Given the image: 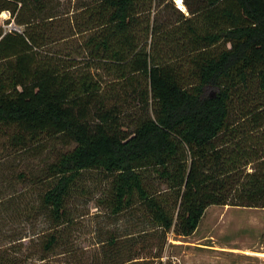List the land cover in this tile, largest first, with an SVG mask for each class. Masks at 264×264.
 <instances>
[{
	"label": "trees",
	"instance_id": "1",
	"mask_svg": "<svg viewBox=\"0 0 264 264\" xmlns=\"http://www.w3.org/2000/svg\"><path fill=\"white\" fill-rule=\"evenodd\" d=\"M156 2L175 9L90 0L70 18L62 0H0L24 27L0 32V135L74 145L46 168L33 206L49 227L41 255L2 251L0 264H164L147 230L99 226L95 250L76 249L87 196L165 237L193 236L213 206L264 209V0H183L189 15L176 9L166 26ZM68 39L81 44L57 46Z\"/></svg>",
	"mask_w": 264,
	"mask_h": 264
},
{
	"label": "rangeland",
	"instance_id": "2",
	"mask_svg": "<svg viewBox=\"0 0 264 264\" xmlns=\"http://www.w3.org/2000/svg\"><path fill=\"white\" fill-rule=\"evenodd\" d=\"M62 1L65 8L71 12L70 18L76 17L79 8L90 2V0ZM173 3L175 9L171 3L166 8L158 2L153 8V16L164 26L178 19L176 9L186 16L189 15L187 8L180 9L177 0H173ZM77 39H68L67 42L65 40L57 46L75 49L81 44ZM78 59L81 61V58ZM6 131L7 134L0 135V252L6 251L15 257L19 250L20 259L28 256L31 263L41 255L35 244L37 235L49 228L45 218L36 215L33 211L40 193L49 184V179L45 182L44 178L46 168L57 161L60 154L74 148V145H68L65 140L60 139L43 140L23 148L11 143L10 139L15 131L9 129ZM90 199L91 197L87 196L75 203L79 207V214H83L77 222L76 249L87 247L95 250V245L104 238L97 232L96 228L100 226L107 231H115L118 234L132 233L137 235L136 237H141L139 234L144 230L149 231L145 242L148 245L163 244L164 264H264L263 260L249 255L264 247V209L210 207L199 225L196 236L188 240L175 237L172 233L168 237L160 231L153 233L152 226L143 218L111 217L97 208L96 203ZM206 234L212 235L213 239H208L206 242L207 240L204 239ZM188 243H196L199 246L195 247ZM205 245L213 249L206 258L203 252ZM214 250L223 253L218 254ZM243 250L245 251L242 253ZM159 251V249L153 250L151 253H159ZM234 253H242L244 256ZM78 257L76 256V259ZM70 262H72L71 256H66L54 260L53 264H70Z\"/></svg>",
	"mask_w": 264,
	"mask_h": 264
},
{
	"label": "built area",
	"instance_id": "3",
	"mask_svg": "<svg viewBox=\"0 0 264 264\" xmlns=\"http://www.w3.org/2000/svg\"><path fill=\"white\" fill-rule=\"evenodd\" d=\"M0 32L4 35L9 32L22 34L24 32V27L17 23L16 18L13 17L11 12L6 11L0 14ZM249 255L264 261V247L258 252L249 253Z\"/></svg>",
	"mask_w": 264,
	"mask_h": 264
},
{
	"label": "crops",
	"instance_id": "4",
	"mask_svg": "<svg viewBox=\"0 0 264 264\" xmlns=\"http://www.w3.org/2000/svg\"><path fill=\"white\" fill-rule=\"evenodd\" d=\"M226 208H228V207H226ZM206 214V213H205ZM205 216V215H204ZM203 219H204V217H203ZM202 219V220H203ZM197 232V231H196ZM196 234L197 233H195L193 236H191V237H188L187 239L188 240H191L192 238H194L195 236H196ZM184 239H186V238H184ZM204 239H206L207 241L206 242H208V239H213V236L212 235H208V234H206V236L204 237ZM188 244H190V245H195V247L196 246H199V245H197L196 243H188ZM190 247H192V246H190ZM195 247H194V250H196L195 249ZM204 247V249H203V252L205 253L204 254V257L206 258V255L208 256V255H210L211 254V251L213 252V249H212V247L211 246H209V245H205V246H203ZM198 248V247H197ZM215 252L217 251V250H214ZM245 250H243V251H241L242 253L244 252ZM220 252V253H219ZM216 253H218V254H221V253H223L222 251H217ZM242 253H234V255H238V256H242L243 254ZM194 254V253H193ZM190 256H193L192 254H190ZM244 256V255H243ZM246 256V255H245Z\"/></svg>",
	"mask_w": 264,
	"mask_h": 264
},
{
	"label": "bare ground",
	"instance_id": "5",
	"mask_svg": "<svg viewBox=\"0 0 264 264\" xmlns=\"http://www.w3.org/2000/svg\"><path fill=\"white\" fill-rule=\"evenodd\" d=\"M177 3L179 5L180 9H183V10L185 9V6L183 4V0H177Z\"/></svg>",
	"mask_w": 264,
	"mask_h": 264
}]
</instances>
